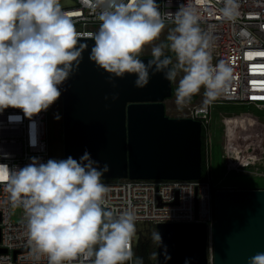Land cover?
<instances>
[{
    "label": "clouds",
    "instance_id": "clouds-1",
    "mask_svg": "<svg viewBox=\"0 0 264 264\" xmlns=\"http://www.w3.org/2000/svg\"><path fill=\"white\" fill-rule=\"evenodd\" d=\"M209 2L185 0L174 13L165 14L158 0H81L91 10L99 9L101 20L99 29L89 33L95 41L90 59L109 73L113 86L116 77L126 74H136L134 83L143 88L152 74L163 72L174 81L182 71L176 104L187 105L202 87L205 102L211 104L227 90L234 70L225 60L213 63L214 26L202 27L203 9ZM219 4L223 19H238L241 0H219ZM168 19L174 24L168 42L154 44L145 63L140 53L157 40ZM79 37L61 0H0V113L11 106L33 117L56 102L82 59L86 45ZM166 48L175 53L174 65L165 55ZM118 95L113 93L112 99ZM54 118L61 114L57 111ZM35 124L33 120V128ZM10 155L0 151V156ZM31 160L23 167L0 162V183L13 206L24 210L28 244L36 261L46 257L48 264H145L132 247L137 234L135 211L117 213L106 207L109 187L101 177L110 170L108 163L101 166L87 149L79 159L69 155L46 162L36 156ZM152 240L163 243L159 231L152 233ZM151 256L155 261L156 256ZM193 259L186 257L184 264H192ZM248 264H264V252L251 256Z\"/></svg>",
    "mask_w": 264,
    "mask_h": 264
},
{
    "label": "water",
    "instance_id": "water-1",
    "mask_svg": "<svg viewBox=\"0 0 264 264\" xmlns=\"http://www.w3.org/2000/svg\"><path fill=\"white\" fill-rule=\"evenodd\" d=\"M78 39L86 45L82 59L60 96L64 158L79 159L87 149L101 166H110L101 178H202V122L167 113L174 82L157 72L140 88L136 74H126L113 86L109 73L90 59L94 38ZM140 56L147 63L152 55ZM156 229L163 241L156 243L157 264H184L186 257L194 258L192 264H248L264 252V187L216 189L212 228L205 222H161Z\"/></svg>",
    "mask_w": 264,
    "mask_h": 264
},
{
    "label": "built area",
    "instance_id": "built-area-1",
    "mask_svg": "<svg viewBox=\"0 0 264 264\" xmlns=\"http://www.w3.org/2000/svg\"><path fill=\"white\" fill-rule=\"evenodd\" d=\"M63 8L72 16L81 37L99 29V9L91 10L81 0H61ZM185 0H158L162 13H174ZM219 0H210L203 9L202 27L212 29L215 37L213 63L225 60L234 70L232 82L227 90L211 104L202 97L191 100L183 106L181 116L200 119L203 126V176L200 179H143V178H101L108 185L106 207L115 212L133 209L137 215V234L133 240L135 253L138 231L144 225L154 226L161 222H205L212 228L215 221V191L213 181L211 150L216 117L222 126L225 165L228 170L246 171L264 167V132L253 135V139L242 150L243 143L251 130L249 121L258 117L251 111L229 112L216 110L217 104L242 103L264 109V0H241L240 16L236 21H227L219 12ZM166 24H173L170 19ZM51 106L45 111L28 117L21 108L9 106L0 113V151L10 156H0V162L10 167H23L32 163L31 157L47 161L51 157L50 117ZM218 112V114H216ZM244 118L239 132L230 138L235 117ZM35 127H32V121ZM264 121V119H263ZM248 125H244V124ZM253 125V124H252ZM258 127L261 128V124ZM249 129V130H246ZM235 134V132H234ZM249 137V136H248ZM35 143H32V139ZM239 150H242L240 152ZM246 156L241 158L239 154ZM205 167V168H204ZM252 170V171H253ZM256 173L264 175V171ZM20 208L18 219L13 214ZM150 227V226H149ZM151 231V230H150ZM0 264H48L46 257L36 261L26 235V221L22 207L13 206L4 184L0 183ZM15 250H19L15 256Z\"/></svg>",
    "mask_w": 264,
    "mask_h": 264
},
{
    "label": "rangeland",
    "instance_id": "rangeland-1",
    "mask_svg": "<svg viewBox=\"0 0 264 264\" xmlns=\"http://www.w3.org/2000/svg\"><path fill=\"white\" fill-rule=\"evenodd\" d=\"M174 27V24H166L165 28L162 30L160 36L157 40L153 41L150 44H146L140 53V55H152V47L154 44H158L160 42H168L167 38L169 35L170 29ZM165 55H170L173 60V65L176 62V56L174 52H171L169 49H165ZM183 75V72L180 71L177 75L176 80H174V94L172 97L166 100L167 113L172 116H178L183 112V107H180L176 104V88L178 86V81L180 77ZM204 92L203 87L201 88L200 93L195 94L192 97V100H196L202 97ZM216 110H228L229 112H240V111H251L253 114L264 119V109H259L256 105H246L242 103H224L217 104ZM61 114L60 119L54 118V114L56 112ZM218 114V112L216 113ZM246 117H242L243 120ZM238 120V118H237ZM244 121V120H243ZM249 121V125L251 130L247 133L250 136H256L257 133L254 131L253 126H251V120ZM220 118L216 117V126L214 127V135H213V147L211 150V168L214 183L220 188H250V187H264V175L256 173L255 170L259 172L264 171V167L257 168L255 170H246V171H235L228 170L225 165V157H224V146H223V133L222 126L219 124ZM264 123V121H263ZM246 126V124H244ZM248 125V124H247ZM49 127H50V142H51V158H64V150H63V116H62V103L59 98L56 102L51 105L50 117H49ZM247 127V126H246ZM243 135H246L245 133ZM232 138V137H230ZM234 138V137H233ZM249 142V141H248ZM20 208L14 212L13 217L18 219L20 214ZM142 228L138 231L140 233ZM150 231V229H149ZM151 234L154 230L150 231ZM155 246L156 250V242H152Z\"/></svg>",
    "mask_w": 264,
    "mask_h": 264
},
{
    "label": "bare ground",
    "instance_id": "bare-ground-1",
    "mask_svg": "<svg viewBox=\"0 0 264 264\" xmlns=\"http://www.w3.org/2000/svg\"><path fill=\"white\" fill-rule=\"evenodd\" d=\"M237 118H238V120H237ZM232 121H234L233 122V124H232V128L234 129L235 127H236V130H238L239 128H240V126H241V124H242V122H243V120L241 119V117H239V116H237V117H235V118H233L232 119ZM251 126H253V128H254V131L257 133V135L258 134H260V133H262V132H264V123H263V119H261V118H258V117H254V118H251ZM241 123V124H240ZM246 124V123H245ZM253 124V125H252ZM259 124H261V128L259 129L258 127L260 126ZM247 125V124H246ZM234 132H235V134H234ZM237 132H239V137H242L243 138V134H242V131H232V133H231V135L232 136H230V137H235V136H237L236 134H237ZM256 135V136H257ZM253 136H250V137H246L245 139L243 138V143H242V145L241 144H238V145H240V146H238V149L240 148H242V150L245 148V146H247L248 145V141L250 142V140L251 139H253L252 138ZM242 150H239L240 152H242ZM240 156H241V158H246V156L245 155H243V153L242 154H239Z\"/></svg>",
    "mask_w": 264,
    "mask_h": 264
},
{
    "label": "trees",
    "instance_id": "trees-1",
    "mask_svg": "<svg viewBox=\"0 0 264 264\" xmlns=\"http://www.w3.org/2000/svg\"><path fill=\"white\" fill-rule=\"evenodd\" d=\"M205 168V167H204ZM155 246L150 240L138 239L137 245L135 247V256L142 257L145 264H151V254L154 253Z\"/></svg>",
    "mask_w": 264,
    "mask_h": 264
},
{
    "label": "flooded vegetation",
    "instance_id": "flooded-vegetation-1",
    "mask_svg": "<svg viewBox=\"0 0 264 264\" xmlns=\"http://www.w3.org/2000/svg\"><path fill=\"white\" fill-rule=\"evenodd\" d=\"M149 229H150V227H149L148 225H144V226L142 227V230H141V232H140L138 238H141V239H143V240H145V241H146V240H150V241L153 242V240H152V234H151V232L149 231ZM156 246H157V245H156ZM151 255H155V256H156L155 261L152 259V256H150V258H151V264H157V251H155V252L152 253Z\"/></svg>",
    "mask_w": 264,
    "mask_h": 264
}]
</instances>
